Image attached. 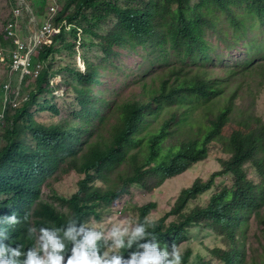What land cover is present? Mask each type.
<instances>
[{
	"label": "trees",
	"instance_id": "trees-1",
	"mask_svg": "<svg viewBox=\"0 0 264 264\" xmlns=\"http://www.w3.org/2000/svg\"><path fill=\"white\" fill-rule=\"evenodd\" d=\"M118 1L57 0V30L35 57L43 69L34 89L26 102L6 110L0 124V216L29 213L28 223L36 227L60 226L71 215L81 221L102 220L133 185L152 191L207 160L220 145L228 157L220 159L219 170L183 189L157 220L148 218L157 202L144 205L139 221L147 217L155 222L161 246L181 244L193 227L214 231L222 245L198 248V264H261L257 257L249 261L246 241L250 219L261 220L264 208V116L240 110L241 85L230 88L231 77L246 71L253 59L237 63L243 69L228 68L224 76L210 73L206 64L213 50L208 30L228 34L231 27L237 40L245 37L250 29L264 25V0H148L142 6ZM28 2L36 12L35 1ZM10 3L6 23L16 0ZM100 8L105 12L97 11ZM90 11L95 12L92 18ZM112 13L118 22L106 36L105 59H86L84 69L63 66L78 83L70 82L69 92L76 98L71 114L60 120L61 108L50 88H57L52 78L63 68L52 62L67 51L76 55L77 44H87L84 35L97 34L84 28L82 20L100 24ZM0 41L13 48L3 29ZM114 46L137 55L144 51L151 68L159 65L160 71L139 75L124 91L109 88L105 77L111 74L112 81L115 75L109 69ZM45 113L48 119L38 115ZM248 164L259 176L257 181L250 179ZM74 171L83 176L78 191L71 198H59L68 212L43 200L48 183ZM226 175L232 177V185L202 205L200 199ZM26 227L22 222L10 229L13 244L32 245ZM192 250L182 255L183 264Z\"/></svg>",
	"mask_w": 264,
	"mask_h": 264
},
{
	"label": "rangeland",
	"instance_id": "rangeland-1",
	"mask_svg": "<svg viewBox=\"0 0 264 264\" xmlns=\"http://www.w3.org/2000/svg\"><path fill=\"white\" fill-rule=\"evenodd\" d=\"M36 12L39 20H43L48 8L49 2L46 0H34ZM62 3L64 0H61ZM148 0H119L120 5L133 4L135 6H142ZM196 0H193L195 2ZM97 11L105 10L103 8ZM11 12L10 0H0V30L4 28L6 21ZM95 12L90 11L88 15L90 18L94 16ZM118 19L112 15L105 21L97 24V20L81 21L84 28H89L97 34H85V41L87 44H77L75 50L76 55L69 54V52L57 54L52 64L62 67L60 75L52 78V86L57 87L50 89L53 90V101L58 103L61 108V116L59 119L68 117L71 114V103L74 102L76 95L69 92L71 83L76 82L75 76L69 71L64 70L63 66L68 64L71 67H76L75 64L81 69V66L86 68V59L95 62H102L105 56V40L109 32H111L117 25ZM228 34L222 31L215 30L214 32L208 30L207 38L211 41L213 50L211 52V59L207 62V68L210 73L214 75L226 74L228 68L236 67L237 70L243 69L245 66L237 65L242 63L248 58H252V63L248 66L246 71L239 70L231 77L230 88H235L241 85V96L237 100L238 108L240 110H248L250 113L264 116V25H257V27L250 29L246 36L237 40L233 37V30L228 28ZM22 32L27 33L26 28L23 26ZM144 51L134 54L127 49L118 46L113 47V53L110 55L111 61L114 64L109 65L110 70H115V75L111 81L110 76L105 77L109 88L125 90L127 84L133 82L145 73L152 76L154 73L160 71V67L151 68L149 65V58H144ZM176 59V58H173ZM177 60V59H176ZM118 66L119 69L115 68ZM9 67L6 63H0V90L5 84L8 77ZM27 86V85H26ZM34 89V80H29L28 86L23 91L24 95L29 96L31 90ZM5 101L4 98L0 99V119L4 114ZM42 118L48 119L49 115L38 114ZM1 122V120H0ZM3 137V131L0 128V144ZM4 144V141H3ZM220 145H217L211 151L210 157L193 166L187 172L167 180L160 187L148 191L138 185H133L130 194L121 196L110 207V213L106 214L102 220L92 218L97 223L98 227H106L111 223L120 222L124 220L140 219V208L150 202H157L158 206L152 210L148 218L150 220H157L162 217L167 211L171 209L175 201L178 199L181 191L189 187L197 178L209 179L210 175L220 169V159L227 158ZM247 171L250 179L258 180L259 176L255 172L251 164L247 165ZM83 178L81 174L74 171L71 175L66 176L61 181H52L44 188L43 200L53 203L59 210L68 212V208L61 203L59 199L61 196L71 198L79 189V181ZM233 179L230 175L222 176L216 179V184L212 191L208 192L200 199L202 205H206L211 196L218 192L225 186H231ZM261 220H257L255 216L250 219V228L247 232V250L249 261L253 257H257L261 264H264V208L261 210ZM222 245L221 238L210 230L203 229L202 227H193L187 235V239L178 245L181 254H185L190 249H193V254L187 264H198V248L210 247L214 248L216 244ZM217 261H214V264Z\"/></svg>",
	"mask_w": 264,
	"mask_h": 264
},
{
	"label": "clouds",
	"instance_id": "clouds-1",
	"mask_svg": "<svg viewBox=\"0 0 264 264\" xmlns=\"http://www.w3.org/2000/svg\"><path fill=\"white\" fill-rule=\"evenodd\" d=\"M37 55L33 57V65L41 63L34 62ZM9 59L8 53L4 62L0 60L9 67L5 84L11 72ZM12 78L16 88L19 72H15ZM30 79L36 81L26 78L17 100H6L3 85L5 109L1 121L8 108H17L29 99L30 94L24 95L23 88L28 86ZM29 215L25 213L21 217L12 212L11 215L0 216V264H183L178 245L161 246L154 231L156 224L147 217L142 222L128 219L98 227L94 220L81 221L76 215H71L60 226L52 223L36 227L28 223ZM22 222L27 224V239L33 242L27 248L20 243L13 244L9 235L10 229H15Z\"/></svg>",
	"mask_w": 264,
	"mask_h": 264
},
{
	"label": "built area",
	"instance_id": "built-area-1",
	"mask_svg": "<svg viewBox=\"0 0 264 264\" xmlns=\"http://www.w3.org/2000/svg\"><path fill=\"white\" fill-rule=\"evenodd\" d=\"M60 11L57 0L48 5L47 15L40 21L34 8L28 0H16L12 8V18L4 25L3 32L13 46L12 49L2 46L0 41V60L4 62L9 53L11 61V72L9 80L5 84L6 100L13 98L17 100L21 94V86L26 78L39 77L43 65H33V57L38 54L42 45L52 36L55 30L54 22ZM27 33L24 35L22 27ZM19 72V84L13 87V74Z\"/></svg>",
	"mask_w": 264,
	"mask_h": 264
}]
</instances>
